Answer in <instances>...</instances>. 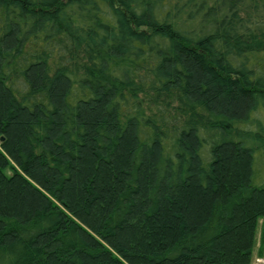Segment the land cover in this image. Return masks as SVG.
I'll use <instances>...</instances> for the list:
<instances>
[{"label":"trees","instance_id":"16d2710c","mask_svg":"<svg viewBox=\"0 0 264 264\" xmlns=\"http://www.w3.org/2000/svg\"><path fill=\"white\" fill-rule=\"evenodd\" d=\"M1 137L0 264H250L264 0H0Z\"/></svg>","mask_w":264,"mask_h":264},{"label":"rangeland","instance_id":"374dc122","mask_svg":"<svg viewBox=\"0 0 264 264\" xmlns=\"http://www.w3.org/2000/svg\"><path fill=\"white\" fill-rule=\"evenodd\" d=\"M262 221H263V219L259 220V225H258L256 233H255V240H254L252 257L264 256V233L262 230V224H261ZM259 253H261V254H259Z\"/></svg>","mask_w":264,"mask_h":264},{"label":"built area","instance_id":"2783aa9c","mask_svg":"<svg viewBox=\"0 0 264 264\" xmlns=\"http://www.w3.org/2000/svg\"><path fill=\"white\" fill-rule=\"evenodd\" d=\"M250 264H264V256H254Z\"/></svg>","mask_w":264,"mask_h":264},{"label":"water","instance_id":"95a60500","mask_svg":"<svg viewBox=\"0 0 264 264\" xmlns=\"http://www.w3.org/2000/svg\"><path fill=\"white\" fill-rule=\"evenodd\" d=\"M3 138L1 137L0 140H2Z\"/></svg>","mask_w":264,"mask_h":264}]
</instances>
